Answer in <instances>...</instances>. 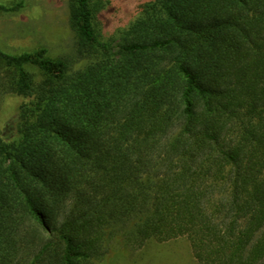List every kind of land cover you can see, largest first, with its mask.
<instances>
[{
  "label": "trees",
  "instance_id": "16d2710c",
  "mask_svg": "<svg viewBox=\"0 0 264 264\" xmlns=\"http://www.w3.org/2000/svg\"><path fill=\"white\" fill-rule=\"evenodd\" d=\"M100 5L68 1L69 55L0 51V98L21 102L0 133V264L178 238L199 264H264V0H151L115 45Z\"/></svg>",
  "mask_w": 264,
  "mask_h": 264
},
{
  "label": "rangeland",
  "instance_id": "374dc122",
  "mask_svg": "<svg viewBox=\"0 0 264 264\" xmlns=\"http://www.w3.org/2000/svg\"><path fill=\"white\" fill-rule=\"evenodd\" d=\"M69 0H0V51L18 55L39 48L46 50L50 59L72 53L75 35L68 24ZM100 8L96 23L105 41L117 44L123 33L135 22L143 6L151 0H97ZM85 62L75 65L82 68ZM74 66V67H75ZM26 69L39 80V71ZM20 99L15 95L0 98V133L10 138L17 122ZM105 264H199L192 255L186 238L165 243L151 242L138 251L123 250L115 245Z\"/></svg>",
  "mask_w": 264,
  "mask_h": 264
}]
</instances>
